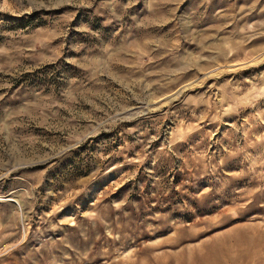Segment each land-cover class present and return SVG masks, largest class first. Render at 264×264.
<instances>
[{
  "label": "rangeland",
  "instance_id": "rangeland-1",
  "mask_svg": "<svg viewBox=\"0 0 264 264\" xmlns=\"http://www.w3.org/2000/svg\"><path fill=\"white\" fill-rule=\"evenodd\" d=\"M0 264H264V0H0Z\"/></svg>",
  "mask_w": 264,
  "mask_h": 264
},
{
  "label": "bare ground",
  "instance_id": "bare-ground-1",
  "mask_svg": "<svg viewBox=\"0 0 264 264\" xmlns=\"http://www.w3.org/2000/svg\"><path fill=\"white\" fill-rule=\"evenodd\" d=\"M230 251V250H229ZM227 252V251H226ZM200 263V262H199Z\"/></svg>",
  "mask_w": 264,
  "mask_h": 264
}]
</instances>
